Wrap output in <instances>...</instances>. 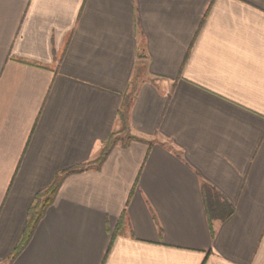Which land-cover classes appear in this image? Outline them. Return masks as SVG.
<instances>
[{
  "label": "crops",
  "instance_id": "0c3cea01",
  "mask_svg": "<svg viewBox=\"0 0 264 264\" xmlns=\"http://www.w3.org/2000/svg\"><path fill=\"white\" fill-rule=\"evenodd\" d=\"M0 264H264V0H0Z\"/></svg>",
  "mask_w": 264,
  "mask_h": 264
},
{
  "label": "trees",
  "instance_id": "16d2710c",
  "mask_svg": "<svg viewBox=\"0 0 264 264\" xmlns=\"http://www.w3.org/2000/svg\"><path fill=\"white\" fill-rule=\"evenodd\" d=\"M137 81H138V76L135 73V76L132 77L131 82L129 84V89L125 93L123 101L121 102L117 110V116L119 119V128L111 132L107 140H105V142L103 143L97 157H95V159L89 161L88 163L71 167L55 175L54 179L49 184V186L35 195L33 202L31 203L28 210V214H27L28 216H27V222L25 228L23 230V233L21 235L18 244L16 245L11 255L9 256V262L14 259V257L19 253V251L24 247V245L29 240L35 225L42 217L46 207L52 202L63 178L66 175L71 173L81 172L90 168L97 169L106 158L112 146L115 145L117 142H121L124 146H126L129 141L139 139L130 133L129 122H128V110L130 107V99L132 98L133 93L136 91ZM120 133H123L124 137L120 138V136H118L120 135ZM205 210L207 214V219L209 221L210 232L212 235L213 233L211 227L212 219L215 218L221 220L225 219L233 212V206L229 202L220 198L217 194L213 193L211 196L207 197V200L205 198ZM124 221H125L124 213H122L118 222V227H122L124 225Z\"/></svg>",
  "mask_w": 264,
  "mask_h": 264
},
{
  "label": "rangeland",
  "instance_id": "374dc122",
  "mask_svg": "<svg viewBox=\"0 0 264 264\" xmlns=\"http://www.w3.org/2000/svg\"><path fill=\"white\" fill-rule=\"evenodd\" d=\"M118 136H120V138H121V137H124L123 133H120V135H118Z\"/></svg>",
  "mask_w": 264,
  "mask_h": 264
}]
</instances>
